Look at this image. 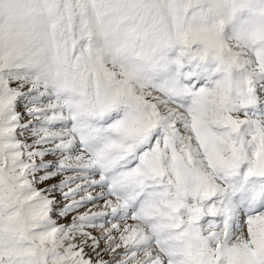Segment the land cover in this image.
<instances>
[{
	"label": "snow or ice",
	"instance_id": "snow-or-ice-1",
	"mask_svg": "<svg viewBox=\"0 0 264 264\" xmlns=\"http://www.w3.org/2000/svg\"><path fill=\"white\" fill-rule=\"evenodd\" d=\"M0 264H264V0H0Z\"/></svg>",
	"mask_w": 264,
	"mask_h": 264
},
{
	"label": "rangeland",
	"instance_id": "rangeland-1",
	"mask_svg": "<svg viewBox=\"0 0 264 264\" xmlns=\"http://www.w3.org/2000/svg\"><path fill=\"white\" fill-rule=\"evenodd\" d=\"M102 203V202H101ZM83 210V209H82ZM69 219H70V217H69ZM65 222H67V221H61V223H65Z\"/></svg>",
	"mask_w": 264,
	"mask_h": 264
}]
</instances>
